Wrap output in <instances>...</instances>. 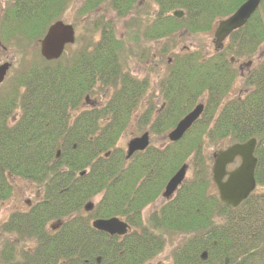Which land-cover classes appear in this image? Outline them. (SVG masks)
Wrapping results in <instances>:
<instances>
[{
  "label": "trees",
  "instance_id": "obj_1",
  "mask_svg": "<svg viewBox=\"0 0 264 264\" xmlns=\"http://www.w3.org/2000/svg\"><path fill=\"white\" fill-rule=\"evenodd\" d=\"M108 1L118 18L137 10L138 0ZM145 1L155 5L156 13L144 37L170 42L182 32L192 37L212 34L216 23L246 0ZM72 2L11 0L0 22L1 43L14 42L22 46L19 50L23 42L36 45ZM106 2L86 0L80 13L89 14ZM174 11H182L183 17L175 19ZM98 33L96 42L57 62L40 57L42 65L32 64L17 76L15 86L23 93L12 101L21 102L22 115L13 124L4 112L10 108L0 104V205L12 195L14 179L41 191L27 212L10 215L1 227L19 242H33L34 248L20 253L5 249L0 264H145L163 251L166 236L173 235L187 239L173 251L170 264H264V0L222 50L173 54L159 81L165 108L152 124V133L170 131L201 101L204 112L179 142L150 144L129 160L115 145L143 85L122 69L131 52L128 42L116 37L110 22ZM137 37L136 31L129 33L131 42ZM241 61L252 62L242 79L236 68ZM238 80L243 82L242 96L230 98ZM98 90H112L105 104L76 113L85 97ZM251 139L256 141V190L232 209L218 199L210 177L213 155L205 153L204 144L223 149ZM183 164L191 176L144 222V208L156 201ZM82 171L86 173L80 177ZM95 198L93 210L85 213L83 206ZM113 217L128 224L125 236L92 229V220ZM51 222L55 230L47 227ZM202 252L207 254L204 261Z\"/></svg>",
  "mask_w": 264,
  "mask_h": 264
},
{
  "label": "rangeland",
  "instance_id": "obj_2",
  "mask_svg": "<svg viewBox=\"0 0 264 264\" xmlns=\"http://www.w3.org/2000/svg\"><path fill=\"white\" fill-rule=\"evenodd\" d=\"M2 1L6 6L11 3V0H0L1 11H3ZM85 1L86 0H73L61 16V21L74 27L77 40V42L75 41L72 46L66 49L64 55L69 56L75 49L88 44L90 41L96 42L100 36V33H98L99 27L105 22H110L114 27L116 37L119 40L128 42L126 43V46L127 49L131 51L124 58L122 64L123 71L128 73L138 84L142 81L147 83V90H144V92L142 91L143 93L140 94L135 108L132 109L130 113L127 126L117 139L115 148L120 149L125 153L126 145L129 140L140 136L146 131L149 134L150 144L152 146L163 147L166 144L165 134L168 132L155 135L151 131V126L158 118V111L162 108V104L164 103L158 88L159 81L168 71L167 67L171 62L172 56L175 54L183 51H192L198 48L205 50L204 52H207V54L212 53L214 51L213 35L209 34L192 37L187 36L182 32L181 34H178L179 36L177 35V38L176 36L172 38L170 42L166 39L152 41L145 38L143 32L148 29L151 25L152 19L155 17V5L150 4L145 0H138L136 3V12H132L126 18H118L115 13L112 12L108 0L106 3L100 5L95 11L82 15L80 10ZM133 21L136 22L135 26L132 25ZM132 31L138 33L137 42H131L129 40V33ZM13 43L6 45L3 44V46L6 48V51L10 56H14L13 54H15L19 60L13 73H9L7 77L8 80H4L1 92L6 91L8 89L6 87H9V85L15 81V79L13 80V77L17 73L20 74L32 64L42 65L39 56V49L35 44H24L26 42H23V50H19L22 46L15 47L13 46ZM243 63L244 62L242 61L237 62L236 68ZM240 74L241 78L244 76L245 71ZM243 89V82L238 80L233 86L229 97L240 99ZM111 94L112 90L105 92L98 90L95 95L89 96V100L94 103V107L100 108L110 98ZM89 108H91V105L83 103L77 113L86 111ZM220 149H222V146L220 148L218 146L216 147V145L208 141L204 144V150L207 155H213ZM190 176L191 173L188 170L187 177L189 178ZM12 185V195L0 205V252L11 248L12 251L20 253L22 251L33 249L34 243L28 240L26 242H19L14 235L3 233L1 226L8 220L10 215L27 212L26 202H32L35 193L40 192V188L32 183L18 179L12 180ZM262 190L263 189H260L259 191ZM97 201L98 198L93 200L94 203H97ZM163 203L164 200H162L159 195L153 204L145 207L142 212L144 222L148 216L152 212L157 211ZM50 225H53V223L51 222L47 227ZM185 238L186 236L183 235L166 236L163 251L156 258L145 264H170L173 251L185 240Z\"/></svg>",
  "mask_w": 264,
  "mask_h": 264
},
{
  "label": "water",
  "instance_id": "obj_3",
  "mask_svg": "<svg viewBox=\"0 0 264 264\" xmlns=\"http://www.w3.org/2000/svg\"><path fill=\"white\" fill-rule=\"evenodd\" d=\"M261 0H246L231 16L218 22L213 33L214 48H222L224 40L234 31L241 29L252 15L256 12ZM173 17L180 19L183 16L181 11H175ZM74 43V30L71 25H66L60 21L53 23L47 30L43 39L39 42L40 54L46 61L57 60L63 53L65 46ZM250 63L245 67H249ZM8 65L0 67V83L2 82ZM203 111L201 104L197 105L190 113L184 116L168 134L170 142L179 141L188 131L191 125L199 118ZM148 134L144 133L138 138H133L127 144L126 159L134 153L145 150L148 146ZM256 141L251 139L243 144H234L223 151L218 152L214 157L211 176L217 188L219 199L222 203L231 207H236L244 201L255 188L254 170L256 159L254 158ZM59 156L57 150L56 158ZM240 159V165L232 172H226V167ZM186 165L181 166L178 171L167 182L162 197L169 199L184 180ZM227 177L225 181L223 179ZM92 204L84 207L85 212L92 210ZM92 228L98 232L106 233L109 236H125L128 232V225L117 218L107 220L98 219L93 221ZM202 259L206 254L202 253ZM99 262V259H97Z\"/></svg>",
  "mask_w": 264,
  "mask_h": 264
},
{
  "label": "flooded vegetation",
  "instance_id": "obj_4",
  "mask_svg": "<svg viewBox=\"0 0 264 264\" xmlns=\"http://www.w3.org/2000/svg\"><path fill=\"white\" fill-rule=\"evenodd\" d=\"M2 5H3V7H2L3 8V11H1L2 9L0 10L1 11L0 12V22L2 21V19L4 20V18H5V12H6V9H7V6H6V4L3 1H2ZM2 46L3 45H1V41H0V49H1L0 50V66L6 65V64L9 65V69L5 73V76H4V79H3V82H4L5 79H6V81L8 80L7 77L9 75V73H13V71L17 67L19 58H17L15 56V54H13L14 56H10V54L7 53V51H6V48H4ZM16 73H17V71H16ZM16 76H17V74L13 77V80L15 79V81L12 82L9 85V87L8 86L6 87L8 89L6 91H4V92H1V87L3 85V82L0 83V92H1L0 93V104L3 105V107H6L8 105V107L10 108L9 110H5L4 111L6 113L5 115H6V119H7V122L9 123V125H11L15 121H17L19 119V117L22 115L21 102H13L12 101L13 99L16 98V95L17 94L19 95V94H22L23 93V88H21L20 85H17V87L15 86ZM131 79L134 80L132 77H131ZM139 83H141L143 85V92H144V90H147V83H145V81H142V82H139ZM158 88H159V91H161L160 90V87H158ZM143 92H141V93H143ZM140 94H139V96H140ZM139 96H138V98L136 100V104L138 102ZM161 96H162V94H161ZM84 104H89V105L92 106V108H94V103L93 102H90L89 97H87V96L85 97ZM164 108H165V103L162 104V108L158 111V115L161 113V110L162 111L164 110ZM7 114H9V115L7 116ZM239 161H240L239 159H236L235 162H234V164H232V165H230V166H228L226 168V171L227 172H230V171L234 170L237 167V165L239 164ZM39 198H40V193L39 192H36L35 193V196L33 197L34 200H32V202H28V201L26 202V210L28 211V209L31 208L32 205L37 200H39ZM6 222H4L3 224H5Z\"/></svg>",
  "mask_w": 264,
  "mask_h": 264
}]
</instances>
